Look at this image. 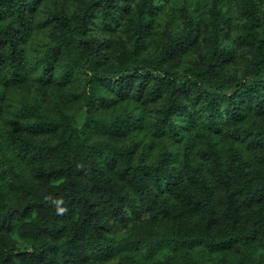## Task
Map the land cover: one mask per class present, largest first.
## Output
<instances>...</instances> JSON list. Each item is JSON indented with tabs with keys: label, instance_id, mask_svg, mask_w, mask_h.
Here are the masks:
<instances>
[{
	"label": "trees",
	"instance_id": "trees-1",
	"mask_svg": "<svg viewBox=\"0 0 264 264\" xmlns=\"http://www.w3.org/2000/svg\"><path fill=\"white\" fill-rule=\"evenodd\" d=\"M0 264H264V0H0Z\"/></svg>",
	"mask_w": 264,
	"mask_h": 264
}]
</instances>
